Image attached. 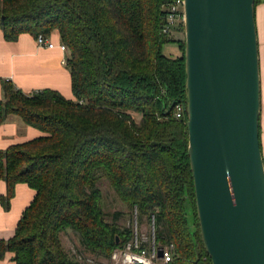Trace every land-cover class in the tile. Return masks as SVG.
Wrapping results in <instances>:
<instances>
[{
	"label": "trees",
	"instance_id": "16d2710c",
	"mask_svg": "<svg viewBox=\"0 0 264 264\" xmlns=\"http://www.w3.org/2000/svg\"><path fill=\"white\" fill-rule=\"evenodd\" d=\"M175 1L0 0L5 41L57 33L73 96L25 94L3 83L0 125L14 115L41 135L0 150L2 206L17 184L34 192L14 235L0 240V260L12 253L15 264H77L60 243L66 230L99 255L122 247L131 231L106 221L96 187L104 178L139 221L153 217L158 243L174 245L168 264H211L199 233L185 110L175 117L186 104L185 44L164 32ZM172 42L181 56L163 55Z\"/></svg>",
	"mask_w": 264,
	"mask_h": 264
},
{
	"label": "water",
	"instance_id": "95a60500",
	"mask_svg": "<svg viewBox=\"0 0 264 264\" xmlns=\"http://www.w3.org/2000/svg\"><path fill=\"white\" fill-rule=\"evenodd\" d=\"M187 154L211 264H264L254 0H183Z\"/></svg>",
	"mask_w": 264,
	"mask_h": 264
},
{
	"label": "crops",
	"instance_id": "0c3cea01",
	"mask_svg": "<svg viewBox=\"0 0 264 264\" xmlns=\"http://www.w3.org/2000/svg\"><path fill=\"white\" fill-rule=\"evenodd\" d=\"M263 26L259 36V61L261 84V113L259 119V139L264 161V5L262 4ZM53 48L37 46L29 34H21L14 42L3 39L0 31V101L4 98L3 83L8 80L16 89L30 94L43 89H51L66 99H73L70 75L65 66L67 53L59 49L57 33L49 37ZM260 44V45H259ZM41 133L14 115H9L0 125V150L32 140ZM6 194V185L0 181V198ZM34 192L25 184H17L8 208L0 201V240H8L14 231L23 210L28 206ZM13 254L6 253L0 264H15Z\"/></svg>",
	"mask_w": 264,
	"mask_h": 264
},
{
	"label": "rangeland",
	"instance_id": "374dc122",
	"mask_svg": "<svg viewBox=\"0 0 264 264\" xmlns=\"http://www.w3.org/2000/svg\"><path fill=\"white\" fill-rule=\"evenodd\" d=\"M262 15V4H259L255 9V23L258 41L263 26ZM181 23H183L182 20L175 24L172 32L170 33V37L177 42L184 43V27H180ZM162 53L169 58L181 56V52L179 51L176 42L166 44L162 49ZM138 119L139 117H137V120ZM96 187L101 191L102 194L103 211L105 213V219L107 222L112 223L119 228L130 229L131 232L134 231V224L137 222V227L135 230L141 236H143L144 239H150L152 233L155 235V227L153 228L151 223H148L145 218H142L141 221H139L138 214L136 213L135 215L133 212L135 209L133 208L130 210L118 199L106 179H101L97 183ZM59 239L61 246L63 247L69 259L76 262L77 264H113L110 260L111 255L108 257L87 250L83 246L79 235L73 230H66L65 232L60 233ZM156 243L158 242L156 241Z\"/></svg>",
	"mask_w": 264,
	"mask_h": 264
},
{
	"label": "built area",
	"instance_id": "2783aa9c",
	"mask_svg": "<svg viewBox=\"0 0 264 264\" xmlns=\"http://www.w3.org/2000/svg\"><path fill=\"white\" fill-rule=\"evenodd\" d=\"M183 21V0H176L167 7L165 33H171L178 21ZM37 46L43 48H53L52 42L48 38L39 35L35 40ZM61 51H65L63 45H59ZM8 81V80H6ZM184 111L182 105H177L175 117L180 118ZM135 209V208H134ZM133 212L137 213L136 209ZM151 226L154 228V219L151 218ZM134 231L131 232V239L122 247L116 248L110 256L113 264H168L174 255V245L172 243H156L153 233L150 239H144L135 229L137 222L134 224ZM153 232V231H152Z\"/></svg>",
	"mask_w": 264,
	"mask_h": 264
}]
</instances>
